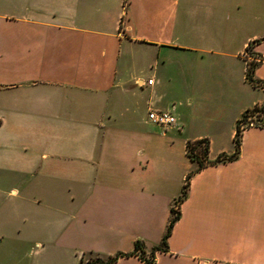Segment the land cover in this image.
<instances>
[{
  "label": "crops",
  "instance_id": "1",
  "mask_svg": "<svg viewBox=\"0 0 264 264\" xmlns=\"http://www.w3.org/2000/svg\"><path fill=\"white\" fill-rule=\"evenodd\" d=\"M263 101L264 0H0V264H264Z\"/></svg>",
  "mask_w": 264,
  "mask_h": 264
},
{
  "label": "trees",
  "instance_id": "2",
  "mask_svg": "<svg viewBox=\"0 0 264 264\" xmlns=\"http://www.w3.org/2000/svg\"><path fill=\"white\" fill-rule=\"evenodd\" d=\"M255 64H256V62L251 61L247 65V67H246V79L248 81L254 83V84H257V83H261V81L259 79H255L253 77V70H254ZM253 108L257 109L258 107L254 106ZM249 111L250 110H245L244 113H247ZM239 133H240V128H239L238 123H237L235 134L233 136V141H234V144H235V150H234V152L231 155L226 156V158H228V159L232 158V157H234V156H236L238 154L239 142H240L239 141ZM201 143H203L202 146H200ZM186 146H187V155L190 158L198 160V167H200L203 164L204 161L205 162L213 161V160H209V159L206 158V153H207V149H208V141H207V139L202 138V139H198V140H194V141H189L188 140L187 143H186ZM197 148H200V153L201 154H199L196 151ZM198 155H200V157H202V158L199 159ZM220 158H221V156H218L216 159H220ZM187 182H188V174L185 176L184 183H183V185L181 187V193L176 198L174 205L171 206V208H170L171 216H170V219L168 221L165 233L163 234V236L161 238V244H160V246H154L152 248V252L155 249H160V248L161 249H165L166 248V237L169 235L171 226L173 225L174 221L178 218L179 213H178V210H177V205L186 196ZM131 253H138V255L141 258H143L145 261H147V262L151 261L150 258H144L143 257V254H142L143 251L140 249V242L138 240L135 241L134 250L132 252L128 253V254H131ZM122 255H127V253L117 252V253H115L113 255H109V256H107L105 258H102V257L96 255L93 258H89L87 260H83V255H82L79 264H111L119 256H122Z\"/></svg>",
  "mask_w": 264,
  "mask_h": 264
},
{
  "label": "built area",
  "instance_id": "3",
  "mask_svg": "<svg viewBox=\"0 0 264 264\" xmlns=\"http://www.w3.org/2000/svg\"><path fill=\"white\" fill-rule=\"evenodd\" d=\"M146 82L151 83L152 78H147ZM255 106L258 108H252L247 113L243 112L241 118L237 122L240 129L243 126H264V101ZM147 118L151 122L163 127L171 126L175 122L174 114L168 109L148 108Z\"/></svg>",
  "mask_w": 264,
  "mask_h": 264
},
{
  "label": "rangeland",
  "instance_id": "4",
  "mask_svg": "<svg viewBox=\"0 0 264 264\" xmlns=\"http://www.w3.org/2000/svg\"><path fill=\"white\" fill-rule=\"evenodd\" d=\"M184 105H185V104H182L181 106H179V108L182 107V106H184ZM202 144H203V143H201L200 146H202ZM196 151H197L199 154H201V153H200V148H197ZM203 161H204V160H203ZM93 257H94V254H93V253H89V252H87V253L83 254V260H87V259H89V258H93Z\"/></svg>",
  "mask_w": 264,
  "mask_h": 264
}]
</instances>
